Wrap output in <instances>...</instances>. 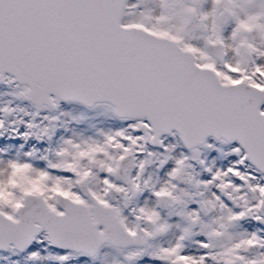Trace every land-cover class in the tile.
<instances>
[{
	"label": "snow or ice",
	"instance_id": "snow-or-ice-1",
	"mask_svg": "<svg viewBox=\"0 0 264 264\" xmlns=\"http://www.w3.org/2000/svg\"><path fill=\"white\" fill-rule=\"evenodd\" d=\"M0 264H264V0H0Z\"/></svg>",
	"mask_w": 264,
	"mask_h": 264
}]
</instances>
